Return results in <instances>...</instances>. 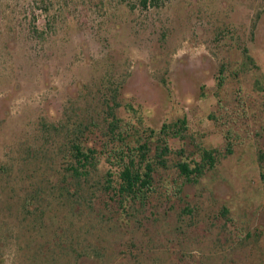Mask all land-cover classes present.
<instances>
[{"label": "rangeland", "instance_id": "rangeland-1", "mask_svg": "<svg viewBox=\"0 0 264 264\" xmlns=\"http://www.w3.org/2000/svg\"><path fill=\"white\" fill-rule=\"evenodd\" d=\"M0 264H264V0H0Z\"/></svg>", "mask_w": 264, "mask_h": 264}, {"label": "trees", "instance_id": "trees-1", "mask_svg": "<svg viewBox=\"0 0 264 264\" xmlns=\"http://www.w3.org/2000/svg\"><path fill=\"white\" fill-rule=\"evenodd\" d=\"M162 0H139V3L142 5V7L147 8L149 5L151 4H159ZM223 73V72H222ZM222 75V74H221ZM225 83V77L221 76L219 78L218 81V87L222 88L224 86ZM140 106H136V104L133 102H130L127 105V110L129 112H131L133 114L134 117H137L139 119V121L141 122V112H140ZM114 128V126H113ZM187 129V120L186 118L183 119H178L175 122H169V123H165L162 128L160 133L162 134L163 138H165L164 141V146L163 148L159 145L157 149L163 151V153H166L169 149L168 146V138L170 136H174V137H182V133ZM137 133L140 132L139 128L137 129ZM146 131V130H145ZM122 132V131H121ZM151 133H154V131H150ZM151 144H149V141H145L143 144L140 145V150L142 152L143 157L145 158L146 155L148 154V152L151 150ZM74 149V154L75 156L82 160H88L90 158V156L88 154H86L83 150V148L76 144L73 147ZM131 151L130 152V157L131 158V162L133 163L134 158L136 159L137 154H138V150L137 152ZM128 156V154H127ZM121 159H123V156L121 157ZM146 171L141 172L138 169H134L132 167H130V165H126V167L124 168V170L121 173V191L126 193L127 195L134 197V198H140V197H144L147 193V190L149 188L150 182H151V173H152V166L151 164H147L146 167ZM179 169L181 171V173L189 176L191 174H193L195 171L198 170V168L193 169L191 168L189 163L186 162H181L179 163ZM200 170V168H199Z\"/></svg>", "mask_w": 264, "mask_h": 264}]
</instances>
